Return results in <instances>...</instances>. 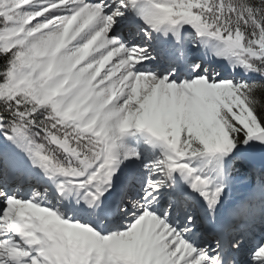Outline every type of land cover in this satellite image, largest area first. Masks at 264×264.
Listing matches in <instances>:
<instances>
[{"label": "snow or ice", "instance_id": "snow-or-ice-1", "mask_svg": "<svg viewBox=\"0 0 264 264\" xmlns=\"http://www.w3.org/2000/svg\"><path fill=\"white\" fill-rule=\"evenodd\" d=\"M0 264H264V0H0Z\"/></svg>", "mask_w": 264, "mask_h": 264}, {"label": "rangeland", "instance_id": "rangeland-1", "mask_svg": "<svg viewBox=\"0 0 264 264\" xmlns=\"http://www.w3.org/2000/svg\"><path fill=\"white\" fill-rule=\"evenodd\" d=\"M140 131L144 132V134H148L149 132L144 129H140ZM146 134V135H147ZM149 135H151V133H149ZM147 135L148 137L151 138V136ZM120 144H122V151H134L136 153L139 154V160L135 161L137 168H138V175L139 176H143V171H141L143 169V166L145 164H149L152 162V160H150V158H147V154L145 152H143L142 150H140L139 146L134 142V139L132 137V130H129L127 133L124 134V136L122 137L121 141H119ZM159 149L162 151H164V145L163 142L162 144H160ZM161 154V156H162ZM160 156V157H161ZM159 158V156L157 157ZM156 158V159H157ZM193 167L196 168H200L203 169V174L205 175H210L212 176L213 180L219 182V177L216 175V173L212 170V167L210 165H207V161L203 160V159H198L193 163ZM242 177H237L236 179L239 180ZM237 187H240L239 185H237Z\"/></svg>", "mask_w": 264, "mask_h": 264}, {"label": "trees", "instance_id": "trees-1", "mask_svg": "<svg viewBox=\"0 0 264 264\" xmlns=\"http://www.w3.org/2000/svg\"><path fill=\"white\" fill-rule=\"evenodd\" d=\"M241 169L239 168V166H238V170H237V172L235 173V174H237V175H241Z\"/></svg>", "mask_w": 264, "mask_h": 264}, {"label": "bare ground", "instance_id": "bare-ground-1", "mask_svg": "<svg viewBox=\"0 0 264 264\" xmlns=\"http://www.w3.org/2000/svg\"><path fill=\"white\" fill-rule=\"evenodd\" d=\"M143 131H144V129H143ZM143 133H144V132H143ZM146 134H147V133H146ZM147 135H149V133H148ZM149 136H151V139L154 138L152 135H149ZM182 179H183V178H182ZM183 180H184V179H183ZM184 182H185V181H184ZM187 190L190 191L189 188H188Z\"/></svg>", "mask_w": 264, "mask_h": 264}]
</instances>
